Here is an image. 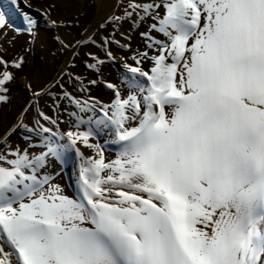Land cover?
<instances>
[{
  "label": "snow or ice",
  "instance_id": "snow-or-ice-1",
  "mask_svg": "<svg viewBox=\"0 0 264 264\" xmlns=\"http://www.w3.org/2000/svg\"><path fill=\"white\" fill-rule=\"evenodd\" d=\"M128 7L154 21L141 35L155 54L132 57L136 92L60 133L95 151L74 195L47 175L66 145L35 155L0 137V264H264V0ZM105 131L119 146L108 162L90 143Z\"/></svg>",
  "mask_w": 264,
  "mask_h": 264
},
{
  "label": "bare ground",
  "instance_id": "bare-ground-1",
  "mask_svg": "<svg viewBox=\"0 0 264 264\" xmlns=\"http://www.w3.org/2000/svg\"><path fill=\"white\" fill-rule=\"evenodd\" d=\"M5 1V2H4ZM69 2L72 6V9L74 10H80L84 9V7H88L91 5L90 0H15L14 3H11V0H3L4 2V16L7 18L11 23L15 25H19L18 22V17L15 16V8H19L20 12H18L19 17H24V20L27 22V24L32 25L30 28H25L30 29L28 32H22L21 28L19 29H12L9 31H4L2 34L1 42H0V59L3 60H8L10 58H17V57H22L24 53L28 52L30 49H33L34 46V38H39L43 36V33H47V31L41 30L42 25H51L55 32L57 33V42H59V47L60 49L64 50L65 52V62H62L60 65V57L55 56V58H42L43 60L46 61V65H48V73H49V81L48 83L51 85L57 81L60 75H62L63 71L67 67V62L72 56L74 52H77L79 49H87L89 52V59H95V67L100 73V78L102 80H105V83L107 85H113L112 90L114 94L116 95V92L119 91L120 95L122 96L124 94L123 87L117 86V84H120V82H116L112 80V77L109 76L107 70H108V64L109 61H114L116 64L120 65L123 67L125 70V73L123 74V77L121 78V83H124V80L129 79V81L132 78V74H130V70L128 68L129 65L135 66V62L133 61L132 57L136 55L138 52L148 51L149 55H154V51L152 49H149L147 47L148 41L146 39L141 40L140 42H134V37H133V30H131L130 25H135V24H141V26L146 27V31L144 33L149 32V26L154 22L151 19H144L143 21L140 19V16L142 15L141 13L137 12L132 15L131 18H126L125 13L126 12H131L132 9L128 7L129 3L132 2V0H95L96 2V10L94 11V20L90 24V26L87 28V30L82 34L80 37L77 38H71L68 37L67 34L60 30L55 23H53V17L54 14L57 13L59 10V7L61 4H64V2ZM136 3H144L145 0H135ZM10 5H14L15 8H10ZM36 12V14H39V17L37 19H33V16L30 13ZM41 16V17H40ZM113 17H119V20L114 19V23L108 24L109 22L107 20L113 19ZM31 21V22H29ZM132 22V23H130ZM39 25V27L37 26ZM119 28V29H125L126 31L121 35L120 33H116L114 31H108L106 32L104 39L101 38L102 35L98 36V33L104 28ZM97 33L96 37L95 34ZM48 34V33H47ZM156 38H161L159 34L157 33H152ZM113 36H116L115 39H117L120 47L122 50L118 51L117 49L114 48L113 45ZM107 42V44H105ZM134 42V43H133ZM84 47H83V46ZM103 48V52L101 55L99 53L92 52L91 48L94 46H97ZM139 46V47H138ZM50 52H52L50 50ZM54 52H56V49H54ZM111 53V55H109ZM130 54H134L132 57H130ZM87 55V56H88ZM59 62V63H58ZM142 68L144 70H148L152 64L151 61L145 62L142 65ZM129 72V73H128ZM138 75V74H135ZM146 79V78H145ZM117 80V78H116ZM27 79L24 78L20 82V85H26ZM101 90V89H99ZM88 95H78L75 97L77 99H80L81 97L82 102L86 101ZM110 95L107 93H102L101 90V96L100 98L96 97V99H89L88 100V105H93L95 102H99V104H95V108L98 110L100 109L101 105H106V103L110 102ZM60 105V104H58ZM62 106V105H60ZM80 116L79 118L88 120L90 118L93 119H98L100 118L97 115L94 114L93 111L87 110V111H82L79 113ZM78 116V115H76ZM19 117L18 116L15 121L12 124H7V126L3 129L2 133L0 134V137L11 133L12 129L15 128V126L18 125L19 122ZM58 121L55 122V124L50 123L49 127L52 130V133H56L57 138L60 140V144L63 145V142H61L60 138V133H65L67 124L59 117H57ZM68 122V121H67ZM84 130V129H83ZM68 131V130H67ZM75 131V130H73ZM51 134V133H50ZM49 133L44 135L42 139H49ZM105 135H108L107 131L102 132L100 136L104 137ZM66 137V136H65ZM64 137V138H65ZM62 138V139H64ZM67 138V137H66ZM2 140H0L1 142ZM98 142V141H97ZM95 139L90 138V143L96 144L97 143ZM68 143H71L68 141ZM51 144V143H48ZM76 149L79 152V169H77V172L79 174L81 164L84 158L87 157H93L95 156V151L91 148H87L84 145L77 143ZM18 146L15 147H10L8 151L10 150H15L17 149ZM64 152V153H63ZM76 153L75 151H72L71 153L68 152V149H63L61 152L60 157L66 156L67 153L71 155L73 158V161H75V156L72 153ZM54 157L49 156L48 158V168H47V175H52L55 173L57 170L56 167H54ZM69 159L66 158V164L65 166H69Z\"/></svg>",
  "mask_w": 264,
  "mask_h": 264
},
{
  "label": "rangeland",
  "instance_id": "rangeland-1",
  "mask_svg": "<svg viewBox=\"0 0 264 264\" xmlns=\"http://www.w3.org/2000/svg\"><path fill=\"white\" fill-rule=\"evenodd\" d=\"M90 1L91 5L89 7H84V9L82 8L80 10H73L69 2H64V4H61V6L59 7L60 11H57V13L54 14L53 23H55L57 26L62 25V27H59L61 28L60 30L67 33L70 37L71 34H80L84 30L85 26H87V24L91 22V20L93 19V12L94 10H96L95 0ZM52 29H49V27L47 28V30H49L48 34H46L44 38L41 39V41H37L35 50H29L21 60L12 62L14 66L16 64H19L21 73H23L25 76H28V85L23 87L19 85L20 81H22L25 76L17 78L15 76V70H11V68H9L8 66L6 68H1L2 75L7 72L11 75L12 79L6 82V84L4 85L7 91L0 93V95L5 97V99L0 100V132L3 130L5 125L8 122H12L15 117L20 114L19 112L21 111H23V127H29L36 123L37 112L36 110H34L33 106L27 105L31 99L30 95L28 94H31L33 92L46 90V94L38 99L41 100L39 104L37 103V105L42 108V111L48 117H53V115L55 116L56 114L54 111V109L56 108V102L54 103L52 99L54 96L58 97L59 102L62 100L65 103L66 101L65 104L62 103V108L71 111L72 108L71 106L69 107L70 104H68L69 100L72 99L71 94H76L81 91L84 93H90L92 91L96 94L98 93V88L100 89L101 85L99 83L100 80H98V74L96 75L95 73L97 70L95 68H92L89 62L86 64L82 57L75 60L72 59L70 66L66 68L61 78L57 82H55V84L48 86L50 76L48 73V65H46L47 63L45 60L41 61L39 58L43 55L41 45L42 41H45L47 43V50H49L48 47H50L51 49H57L59 51V46L57 45L54 38L57 37V33L52 31ZM139 40L140 37L137 35L136 41ZM51 53L45 52V54H48V56H43H46V58H50L53 55V52ZM76 55L77 54H75L73 57H75ZM110 67L114 66L110 65ZM0 78L2 77L0 76ZM87 83L91 84V89L85 85ZM9 86L11 87L10 90H8ZM86 87L89 88V90H87ZM65 94L68 95L66 96ZM98 95L99 93L97 94V97ZM42 98L44 99L42 100ZM70 115V112H67L66 115L61 114L63 118L66 117V120L68 117H70ZM39 119L41 120V118ZM41 123H43V121ZM16 135L18 134H15L12 139L8 140V144L6 147H8L13 142L18 143L20 148L22 145H24L22 137H17ZM111 158L116 159V157Z\"/></svg>",
  "mask_w": 264,
  "mask_h": 264
}]
</instances>
